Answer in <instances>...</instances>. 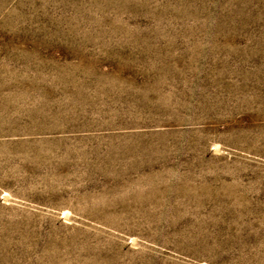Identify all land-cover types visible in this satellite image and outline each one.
<instances>
[{
  "label": "rangeland",
  "instance_id": "rangeland-1",
  "mask_svg": "<svg viewBox=\"0 0 264 264\" xmlns=\"http://www.w3.org/2000/svg\"><path fill=\"white\" fill-rule=\"evenodd\" d=\"M0 264H264V0H0Z\"/></svg>",
  "mask_w": 264,
  "mask_h": 264
}]
</instances>
